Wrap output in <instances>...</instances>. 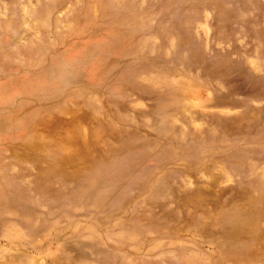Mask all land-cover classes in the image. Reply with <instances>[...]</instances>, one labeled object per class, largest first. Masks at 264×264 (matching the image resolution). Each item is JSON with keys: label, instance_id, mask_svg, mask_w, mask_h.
I'll return each instance as SVG.
<instances>
[{"label": "rangeland", "instance_id": "rangeland-1", "mask_svg": "<svg viewBox=\"0 0 264 264\" xmlns=\"http://www.w3.org/2000/svg\"><path fill=\"white\" fill-rule=\"evenodd\" d=\"M0 264H264V0H0Z\"/></svg>", "mask_w": 264, "mask_h": 264}, {"label": "bare ground", "instance_id": "bare-ground-1", "mask_svg": "<svg viewBox=\"0 0 264 264\" xmlns=\"http://www.w3.org/2000/svg\"><path fill=\"white\" fill-rule=\"evenodd\" d=\"M99 140V139H98ZM97 140V141H98ZM98 155H100V154H102L103 153V151L102 150H99V149H97V152H96Z\"/></svg>", "mask_w": 264, "mask_h": 264}]
</instances>
